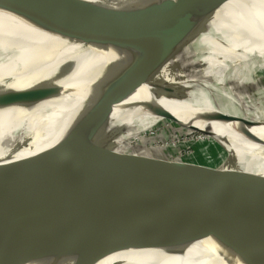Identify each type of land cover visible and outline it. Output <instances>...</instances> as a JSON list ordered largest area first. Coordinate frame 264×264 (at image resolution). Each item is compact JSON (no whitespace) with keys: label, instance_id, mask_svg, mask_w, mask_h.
I'll return each mask as SVG.
<instances>
[{"label":"water","instance_id":"obj_1","mask_svg":"<svg viewBox=\"0 0 264 264\" xmlns=\"http://www.w3.org/2000/svg\"><path fill=\"white\" fill-rule=\"evenodd\" d=\"M109 1L148 18H161L160 38L170 66H155L144 77L159 57L158 42L148 33L146 22L95 13L88 17L91 27L87 25L77 33L86 36V30L94 29L98 39L113 38L124 46H138L137 57L123 64L126 80L132 85L142 79L133 94L147 86L156 98L186 70V49L192 31L181 30L182 24L233 0ZM97 3L99 0H0V7L19 8L40 20L62 23L76 14L65 8H94ZM40 8L47 11L42 13ZM104 88L110 97L106 100H113L116 86H112L113 90ZM131 88L129 85L127 92L113 101L123 102ZM187 90V86L180 88L181 93ZM50 96L34 95L26 104L56 98L58 93ZM149 102L139 99L128 104L125 111L143 112L150 108ZM102 110L91 111V117L83 122L82 126L91 127L87 132L12 163L0 161V174L42 173L41 181L35 182L28 197L0 214V264H57L47 255L66 256L75 264H105L106 259L118 253L181 255L195 245L203 246L204 261H211L216 250L230 240L254 234L255 227H264V196H258L264 186L262 176L227 179L225 170L213 172L130 155L107 161L115 145L132 139L141 130L128 125L115 129L109 118L94 124ZM216 192L217 202L229 203L206 210L207 200Z\"/></svg>","mask_w":264,"mask_h":264},{"label":"bare ground","instance_id":"obj_2","mask_svg":"<svg viewBox=\"0 0 264 264\" xmlns=\"http://www.w3.org/2000/svg\"><path fill=\"white\" fill-rule=\"evenodd\" d=\"M97 4L94 8H65L76 14L62 23L40 20L19 8L0 7V72L4 73L0 74L1 162L12 163L44 151L62 139L87 132L91 127L82 126L83 122L91 117L88 116L91 111L100 109L104 110L95 117L94 124L109 118L115 129L128 125L140 129V133L173 115H182L185 120L202 117L215 121L218 116L226 118L224 110L235 119L233 111L238 113L241 108L234 99L242 97L228 81L232 83L237 74L249 68L253 76L264 75V0H233L217 10L196 14L182 24L181 30L190 29L192 35L186 49L187 67L178 81L156 98L147 86L134 95L142 79L129 84L123 64L137 57L138 46H124L113 38L98 39L93 35L94 29L86 30V36L77 32L87 28L88 17L95 13L146 22L148 33L158 42L159 57L147 68L145 77L155 66H170L160 38L161 18H148L109 0H99ZM40 9L42 13L47 11ZM129 85L132 88L125 100L114 102V98L117 100L127 92ZM105 86L110 90L116 86L111 95L113 100H106L110 97L104 93ZM181 86H187L188 90L181 93ZM54 92L58 93L56 98L32 106L26 104L34 95L51 97ZM230 92V99L223 98ZM139 99L150 101V108L143 112L125 111L128 104ZM105 104L108 105L104 108ZM261 110L243 117L249 127L242 136L237 135L235 151L224 164L227 179L237 175L264 178V111ZM41 175L40 171L0 174V214L12 208L14 202L21 203V199L28 197ZM218 194L213 193L206 207L215 202L229 203L228 200L217 202ZM258 196H264V186ZM254 231L224 244L211 261H204L203 246L195 245L181 255L118 253L106 259L105 264H264V227H255ZM46 258L57 264L76 263L62 255Z\"/></svg>","mask_w":264,"mask_h":264},{"label":"rangeland","instance_id":"obj_3","mask_svg":"<svg viewBox=\"0 0 264 264\" xmlns=\"http://www.w3.org/2000/svg\"><path fill=\"white\" fill-rule=\"evenodd\" d=\"M249 71L237 74L232 83L228 81V85H233L234 91L239 92L242 97L239 100L235 98L234 102L239 101L247 107H242L238 102L241 109L238 113L233 111L235 120L224 110L222 112L226 118L218 116L215 121L202 117L185 120L182 115H173L156 122L147 131L128 140L126 143L129 142V147L125 142L119 146L124 148L125 153L133 151L134 154L127 153L132 157L151 158L170 165L183 164L213 172L225 170L224 164L235 151L237 135L242 136L249 127L243 117H249V113L253 115L255 111L259 113L260 109L264 111V75L253 76L251 68ZM231 94L232 92L223 98L230 99ZM215 206L220 205L215 202L205 209Z\"/></svg>","mask_w":264,"mask_h":264},{"label":"crops","instance_id":"obj_4","mask_svg":"<svg viewBox=\"0 0 264 264\" xmlns=\"http://www.w3.org/2000/svg\"><path fill=\"white\" fill-rule=\"evenodd\" d=\"M114 151V153L111 155V157H109L108 159H107V161H109V160H111V159H114L115 157H117V156H123V155H128V154H134L133 153V151H129V152H127V153H125L124 152V148L122 149L121 148V145L119 146V145H117V146H115L114 147V149L112 150V152Z\"/></svg>","mask_w":264,"mask_h":264}]
</instances>
